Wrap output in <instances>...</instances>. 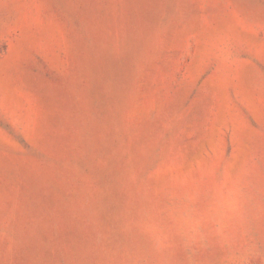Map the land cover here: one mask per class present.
I'll use <instances>...</instances> for the list:
<instances>
[{
  "label": "rangeland",
  "instance_id": "rangeland-1",
  "mask_svg": "<svg viewBox=\"0 0 264 264\" xmlns=\"http://www.w3.org/2000/svg\"><path fill=\"white\" fill-rule=\"evenodd\" d=\"M241 168L264 190V0H0V264H162L141 219Z\"/></svg>",
  "mask_w": 264,
  "mask_h": 264
},
{
  "label": "clouds",
  "instance_id": "clouds-1",
  "mask_svg": "<svg viewBox=\"0 0 264 264\" xmlns=\"http://www.w3.org/2000/svg\"><path fill=\"white\" fill-rule=\"evenodd\" d=\"M231 66L230 51L223 56ZM264 220V190L254 182L249 168L186 186L173 193L162 217L146 214L139 222L141 232L150 240L162 264L180 248L188 264H197L199 252L218 246L222 264H251L262 254L255 242L254 226Z\"/></svg>",
  "mask_w": 264,
  "mask_h": 264
}]
</instances>
